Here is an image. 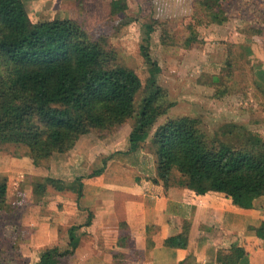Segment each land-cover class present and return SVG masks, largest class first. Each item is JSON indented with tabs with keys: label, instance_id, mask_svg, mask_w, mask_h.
<instances>
[{
	"label": "rangeland",
	"instance_id": "374dc122",
	"mask_svg": "<svg viewBox=\"0 0 264 264\" xmlns=\"http://www.w3.org/2000/svg\"><path fill=\"white\" fill-rule=\"evenodd\" d=\"M202 2L51 0L40 7L28 4V12L33 23L76 22L86 40L107 53L104 66L132 70L142 83L136 115L152 93L148 83L154 77L163 114L150 136L167 123L186 118L198 123L209 144L217 140L245 149L247 135L264 140V0H221L218 22L213 19L217 10L206 9ZM136 121L93 129L72 149L53 153L37 166L27 146L0 144V180L8 182L0 209V264L39 263L45 250L32 238L37 220L56 219L48 208L52 190L77 184L76 178L85 174L79 165H92L94 152H100L99 168L104 159L126 153ZM144 148L151 154L150 142ZM47 178L56 182L47 185ZM36 185L47 186L43 195L35 193Z\"/></svg>",
	"mask_w": 264,
	"mask_h": 264
},
{
	"label": "trees",
	"instance_id": "16d2710c",
	"mask_svg": "<svg viewBox=\"0 0 264 264\" xmlns=\"http://www.w3.org/2000/svg\"><path fill=\"white\" fill-rule=\"evenodd\" d=\"M220 1L202 2L206 9L217 10L215 22L222 10ZM85 35L68 19L33 23L27 0H0V144L27 146L37 166L53 153L72 149L93 129L121 127L136 118L129 150L104 159L103 168L88 177L100 176L110 160L136 154L150 142L156 183L198 194L223 193L244 209H253L264 198V140L247 135L245 149L217 140L209 144L198 123L186 118L169 122L150 136L163 114L157 106L160 89L154 77L148 83L152 93L142 100L136 115L141 80L125 67L104 66L107 53ZM142 51L146 53L145 48ZM54 182L47 178V185ZM46 187L36 185L34 191L43 195ZM7 194V182L1 179L0 209ZM75 231L69 230L68 247L45 251L38 264L72 255L79 245ZM258 234L264 238V224ZM245 257L242 248L221 251L218 264H241Z\"/></svg>",
	"mask_w": 264,
	"mask_h": 264
},
{
	"label": "crops",
	"instance_id": "0c3cea01",
	"mask_svg": "<svg viewBox=\"0 0 264 264\" xmlns=\"http://www.w3.org/2000/svg\"><path fill=\"white\" fill-rule=\"evenodd\" d=\"M47 1L27 0L37 7ZM99 156L98 150L92 165H79L85 170L76 178L81 183L52 190L48 208L56 219L37 220L32 239L45 251L68 247L71 228L79 238L72 255L53 257L50 264H218L219 253L234 248L246 253L241 264H264V238L258 234L264 198L244 209L223 193L165 187L155 182L156 158L144 145L88 177L103 168Z\"/></svg>",
	"mask_w": 264,
	"mask_h": 264
}]
</instances>
